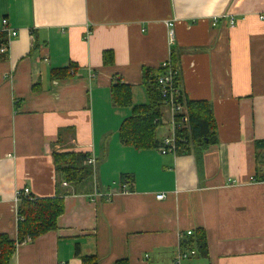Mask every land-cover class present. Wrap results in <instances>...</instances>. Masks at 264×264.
<instances>
[{"label": "crops", "instance_id": "crops-1", "mask_svg": "<svg viewBox=\"0 0 264 264\" xmlns=\"http://www.w3.org/2000/svg\"><path fill=\"white\" fill-rule=\"evenodd\" d=\"M2 20L17 35L0 60V234L17 238L18 191L55 196V152L88 153L101 194L65 197L56 229L18 244L10 264H174L199 230L207 257L179 264H264V0H0V32ZM172 51L185 98L211 104L217 144L177 155L125 146L131 110L112 103V79L145 104L143 69ZM168 120L165 110L160 140Z\"/></svg>", "mask_w": 264, "mask_h": 264}, {"label": "trees", "instance_id": "trees-1", "mask_svg": "<svg viewBox=\"0 0 264 264\" xmlns=\"http://www.w3.org/2000/svg\"><path fill=\"white\" fill-rule=\"evenodd\" d=\"M6 33L0 32V45L5 44ZM5 54L0 55V60ZM175 52L170 54V63L178 73L174 79L175 85L181 87V76L178 71V60ZM104 66H112L114 56L112 51L102 54ZM75 65L65 69L52 70L51 79L60 80L70 76ZM163 69H143L142 85L147 97L145 104H132V91L129 85L113 78L110 86L112 103L120 108H130V115L121 123L118 136L120 141L137 151L158 150L162 147V140L158 138V128L162 124L167 105L160 94L157 78ZM178 97H175V99ZM186 113L175 116L176 129L175 154L200 152L209 145L217 144L216 123L211 104L206 101H190L179 97ZM257 145V142H256ZM56 175L55 196L53 198H33L20 193L16 202V215L22 220L17 221V238L11 240L7 235L0 234V264H10L16 246L24 242H32L39 236L56 229L58 217L63 212V199L70 195H92L97 183L93 167L87 164L88 153L55 152L52 155ZM132 179L123 175L121 182L131 184ZM264 180V174L258 182ZM66 183V186L62 184ZM130 190V189H129ZM183 251L193 250L195 254L190 258L207 257L206 236L204 231H196L194 236L182 244ZM78 254V249L76 250ZM82 264H97L95 257H82Z\"/></svg>", "mask_w": 264, "mask_h": 264}, {"label": "built area", "instance_id": "built-area-1", "mask_svg": "<svg viewBox=\"0 0 264 264\" xmlns=\"http://www.w3.org/2000/svg\"><path fill=\"white\" fill-rule=\"evenodd\" d=\"M263 17H261L262 19ZM2 32L6 33V36L8 37H15L17 35L16 31L11 30L8 27V23L6 20H2ZM216 24V18L213 19L212 21V26H215ZM234 21L231 18L230 19V26H233ZM168 27V35L170 37V42L173 41V25L172 23L167 24ZM8 50V42L5 44L0 45V55L7 53ZM160 69H163V73L157 78V83L159 87V91L161 96L164 99V103L167 105V111L169 113V120H168V127H169V134L165 137L162 138V147L158 149L159 153L164 155L167 153L175 154L176 152V147H175V129H176V120L175 116L180 113H186L185 107L183 104L178 102V98L182 97L184 98V92L181 87L176 86L174 79L177 76V71L172 68L170 59L164 61L161 63L159 66ZM175 97H178L175 99ZM87 164L93 167L95 171V161L92 157L87 158ZM252 182H255L254 177L250 178ZM232 184H236L235 181H232ZM63 186H66V183L62 184ZM128 185H122V191H128L127 190ZM22 193L23 195H30L29 189L28 188H23L22 190L18 191L16 193V202L17 199ZM94 198L101 197V194L98 193L97 189L95 188L94 193L92 194ZM110 197H107L109 199ZM165 198L164 194H159L156 196L157 200H163ZM22 220L16 215V221ZM186 235L189 237L192 235L191 231H188ZM195 252L193 250L190 251H183L182 249H179L174 261V264H179L181 261L189 259L191 256H193Z\"/></svg>", "mask_w": 264, "mask_h": 264}, {"label": "bare ground", "instance_id": "bare-ground-1", "mask_svg": "<svg viewBox=\"0 0 264 264\" xmlns=\"http://www.w3.org/2000/svg\"><path fill=\"white\" fill-rule=\"evenodd\" d=\"M93 198V197H92Z\"/></svg>", "mask_w": 264, "mask_h": 264}]
</instances>
